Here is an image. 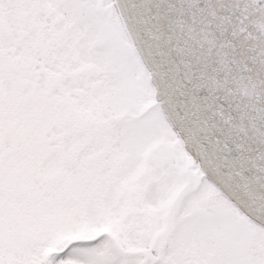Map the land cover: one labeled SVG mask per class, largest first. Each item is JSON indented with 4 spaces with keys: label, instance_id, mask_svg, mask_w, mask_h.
Masks as SVG:
<instances>
[{
    "label": "snow or ice",
    "instance_id": "6c2138e0",
    "mask_svg": "<svg viewBox=\"0 0 264 264\" xmlns=\"http://www.w3.org/2000/svg\"><path fill=\"white\" fill-rule=\"evenodd\" d=\"M0 264H264V0H0Z\"/></svg>",
    "mask_w": 264,
    "mask_h": 264
}]
</instances>
